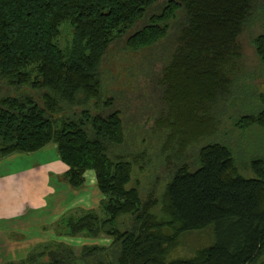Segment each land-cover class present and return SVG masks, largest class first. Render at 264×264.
<instances>
[{
	"label": "trees",
	"instance_id": "obj_1",
	"mask_svg": "<svg viewBox=\"0 0 264 264\" xmlns=\"http://www.w3.org/2000/svg\"><path fill=\"white\" fill-rule=\"evenodd\" d=\"M258 1L0 0V158L55 143L73 188L93 170L104 196L98 209L63 216L55 230L111 239L108 247L57 243L16 264H264V154L250 162L254 177L245 178L227 145L200 144L212 133L211 105L228 93L227 66L239 57L236 39ZM159 2L160 10L150 13ZM177 11L183 13L177 43L155 77L166 106L157 125L167 129L172 173L160 197L143 200L127 187L137 158L108 154L126 144V135L120 110L104 96L99 68L122 38L132 52L158 44ZM64 22L72 37L62 47L56 40ZM254 42L264 65V35ZM236 125L264 128V108ZM192 146L195 155L187 159ZM208 226L211 245L168 260L183 233Z\"/></svg>",
	"mask_w": 264,
	"mask_h": 264
},
{
	"label": "rangeland",
	"instance_id": "obj_2",
	"mask_svg": "<svg viewBox=\"0 0 264 264\" xmlns=\"http://www.w3.org/2000/svg\"><path fill=\"white\" fill-rule=\"evenodd\" d=\"M161 4L157 3L149 12L159 11ZM182 14V11L176 12L169 34L149 48L132 52L125 47L123 38L115 41L99 68L104 96L111 97L113 108L120 110L126 135V144L112 146L108 154L112 157L123 154L130 161L137 158L139 165L133 166L127 187H135L143 200L149 195L160 197L172 173L174 157L166 147L167 129L157 125L166 106L159 99L161 89L157 87L155 77L176 46V23L182 20ZM260 35H264V0L258 1L236 39L239 57L227 66L232 83L228 93L219 95L211 105L212 133L200 141L201 145L207 142L227 145L238 173L245 178L254 177L250 162L264 154V128L258 125L241 128L236 125L240 116L256 115L264 108V65L254 42ZM71 37V26L64 22L56 41L64 47ZM173 147L177 148L176 142ZM195 148L191 147L187 159L195 155ZM167 157L171 162L167 161ZM214 239L212 226L185 232L179 237L177 246L170 249L167 258H190L198 249L211 245Z\"/></svg>",
	"mask_w": 264,
	"mask_h": 264
},
{
	"label": "crops",
	"instance_id": "obj_3",
	"mask_svg": "<svg viewBox=\"0 0 264 264\" xmlns=\"http://www.w3.org/2000/svg\"><path fill=\"white\" fill-rule=\"evenodd\" d=\"M68 168L55 143L0 158V264L20 263L54 250L57 243L75 249L110 245L111 239L104 236L89 239L56 232L61 217L98 209L104 199L93 170H86L83 184L73 188L63 176ZM39 258L45 260L46 255Z\"/></svg>",
	"mask_w": 264,
	"mask_h": 264
}]
</instances>
